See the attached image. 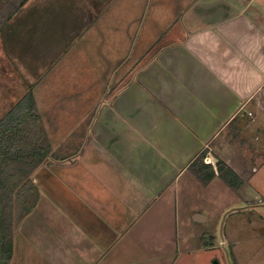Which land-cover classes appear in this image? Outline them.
I'll list each match as a JSON object with an SVG mask.
<instances>
[{"label": "crops", "instance_id": "1", "mask_svg": "<svg viewBox=\"0 0 264 264\" xmlns=\"http://www.w3.org/2000/svg\"><path fill=\"white\" fill-rule=\"evenodd\" d=\"M1 34L18 64L0 86L33 92L59 156L32 174L40 200L14 227L10 264H189L208 250L194 230L207 217L182 195L209 147L204 162L232 175L205 186L255 187L264 0H28Z\"/></svg>", "mask_w": 264, "mask_h": 264}, {"label": "rangeland", "instance_id": "2", "mask_svg": "<svg viewBox=\"0 0 264 264\" xmlns=\"http://www.w3.org/2000/svg\"><path fill=\"white\" fill-rule=\"evenodd\" d=\"M43 28L42 33H46L47 26ZM35 49L34 47L28 48L29 51ZM34 52L38 51L35 50ZM9 53L11 51L3 45L2 34H0V81L9 80L11 72L6 71L14 63L15 65L18 64L9 58ZM24 54L22 58L27 56L28 62H37L34 54L30 52H24ZM71 54L74 55L75 53ZM86 66L90 70L91 65L87 63ZM14 72L16 76H20L18 71L14 70ZM20 72L22 74V71ZM52 76V73H46L42 78L44 83H40L39 86H48ZM15 83L12 81L8 84L15 85ZM42 89L46 90V86ZM12 90L13 88L8 91L7 88L3 89L0 86V118L17 101L18 94H16V90L14 93ZM41 105L44 104L41 103ZM253 138L254 135H252V141ZM77 153L73 157H77ZM206 155H211L210 147ZM210 162L215 165L213 159ZM250 165L254 166L252 168L259 167L253 189L249 182H245L241 177H238L240 180L235 177L232 183L233 185H240V188L226 187L222 184L223 180L218 179L209 186L198 182L197 188L190 195H182V201L188 197L189 203L207 217V221L197 224L194 230L207 232L202 242L207 244L209 249L199 250L195 253L194 259H190L193 263L189 261V264H264V164L255 162ZM44 185H47L46 181ZM192 243L194 245L201 244L195 238H193ZM182 262L185 264L187 261L182 260Z\"/></svg>", "mask_w": 264, "mask_h": 264}, {"label": "trees", "instance_id": "3", "mask_svg": "<svg viewBox=\"0 0 264 264\" xmlns=\"http://www.w3.org/2000/svg\"><path fill=\"white\" fill-rule=\"evenodd\" d=\"M28 0H0V34ZM204 150L190 165L203 184L218 173L230 182L232 170L220 159L204 162ZM52 157V147L34 94L28 91L0 118V264H10L14 255V227L37 206L40 191L33 172Z\"/></svg>", "mask_w": 264, "mask_h": 264}]
</instances>
